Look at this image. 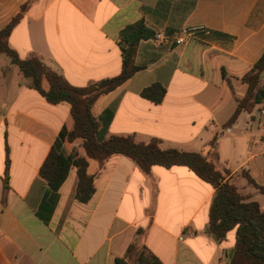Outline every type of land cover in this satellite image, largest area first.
Masks as SVG:
<instances>
[{"label":"crops","instance_id":"crops-1","mask_svg":"<svg viewBox=\"0 0 264 264\" xmlns=\"http://www.w3.org/2000/svg\"><path fill=\"white\" fill-rule=\"evenodd\" d=\"M26 1L0 0V30ZM137 22L154 36L137 45L142 69L93 104L99 129L199 153L264 211V195L243 175L264 186V102L229 123L247 91L242 79L264 51V0H34L8 44L19 59L37 57L86 87L120 73V32ZM198 27L208 33L175 45L177 34ZM154 84L165 91L158 104L141 96ZM72 125L68 103H48L0 55V264H115L131 243L161 264L228 262L234 230L221 242L208 233L214 189L184 166L146 174L125 156L101 167L88 160L91 198L76 201L71 167L44 209L50 191L39 170ZM58 149L84 156L79 140Z\"/></svg>","mask_w":264,"mask_h":264},{"label":"trees","instance_id":"trees-1","mask_svg":"<svg viewBox=\"0 0 264 264\" xmlns=\"http://www.w3.org/2000/svg\"><path fill=\"white\" fill-rule=\"evenodd\" d=\"M34 0H27L20 11L0 30V55L5 56L16 66L23 78L30 81L36 90L50 104L66 102L70 105L72 128L63 129L55 145L50 149L39 174L49 188L48 199L44 209L53 206L57 190L66 179L71 167L76 169L77 184L74 197L80 203H86L94 193L93 179L95 174L87 172L88 160L95 161L98 167L112 156L129 158L144 173L148 174L152 166L170 168L184 166L214 189L208 213V233L218 242L225 239L228 232L234 230L233 255L226 264H264V211L256 202L242 196L236 187L226 181L213 163L203 155L177 149H163L158 139L147 143L138 142L132 136H105L99 129L98 121L92 113V106L101 96L115 90L131 78L141 67L134 65V55L141 40L153 38V33L143 22L126 26L120 32L119 47L121 51V71L117 76L94 82L86 87H74L60 75L47 67L39 58L21 60L8 44V37L14 26L20 21L23 13ZM264 51L243 77L247 84L245 95L236 98V111L229 120L232 123L242 111H251L256 104L264 102ZM47 85L45 89L43 84ZM164 89L159 84L145 88L141 96L155 104L161 102ZM81 141L84 156L76 152L65 153L58 149L62 142ZM7 164V163H6ZM247 181L264 195V186H258L247 174ZM115 264H161L146 251L138 249L131 243L123 258Z\"/></svg>","mask_w":264,"mask_h":264},{"label":"built area","instance_id":"built-area-1","mask_svg":"<svg viewBox=\"0 0 264 264\" xmlns=\"http://www.w3.org/2000/svg\"><path fill=\"white\" fill-rule=\"evenodd\" d=\"M198 32H203L205 34L208 33V31L204 30L201 27L198 28H187L184 29L181 33L177 34L174 39L173 42L175 43V45L177 46H184L186 45L190 39H192ZM162 35L161 34H156L155 35V40L157 41H161L162 40ZM264 149V148H263Z\"/></svg>","mask_w":264,"mask_h":264},{"label":"water","instance_id":"water-1","mask_svg":"<svg viewBox=\"0 0 264 264\" xmlns=\"http://www.w3.org/2000/svg\"><path fill=\"white\" fill-rule=\"evenodd\" d=\"M233 249L230 251V254H229V258H231L232 257V255H233Z\"/></svg>","mask_w":264,"mask_h":264},{"label":"rangeland","instance_id":"rangeland-1","mask_svg":"<svg viewBox=\"0 0 264 264\" xmlns=\"http://www.w3.org/2000/svg\"><path fill=\"white\" fill-rule=\"evenodd\" d=\"M80 141V140H79ZM81 142V141H80Z\"/></svg>","mask_w":264,"mask_h":264}]
</instances>
